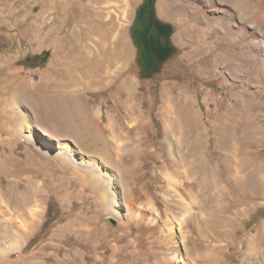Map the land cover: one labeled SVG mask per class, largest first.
Wrapping results in <instances>:
<instances>
[{
    "label": "rangeland",
    "instance_id": "rangeland-1",
    "mask_svg": "<svg viewBox=\"0 0 264 264\" xmlns=\"http://www.w3.org/2000/svg\"><path fill=\"white\" fill-rule=\"evenodd\" d=\"M143 4L0 0V264H264V0H156L150 77Z\"/></svg>",
    "mask_w": 264,
    "mask_h": 264
},
{
    "label": "water",
    "instance_id": "water-1",
    "mask_svg": "<svg viewBox=\"0 0 264 264\" xmlns=\"http://www.w3.org/2000/svg\"><path fill=\"white\" fill-rule=\"evenodd\" d=\"M173 33V26L159 19L156 0H144L131 28V37L137 47L138 64L145 76L159 72L176 53L171 41Z\"/></svg>",
    "mask_w": 264,
    "mask_h": 264
},
{
    "label": "bare ground",
    "instance_id": "bare-ground-1",
    "mask_svg": "<svg viewBox=\"0 0 264 264\" xmlns=\"http://www.w3.org/2000/svg\"><path fill=\"white\" fill-rule=\"evenodd\" d=\"M108 69V68H107ZM109 74H110V72L109 71H107L104 75H101V76H99L100 78H99V80H92L91 82H104V80L105 79H107L108 78V76H109ZM17 95H15V96H13L12 97V99H13V101H15V97H16ZM19 97V96H18ZM16 99H17V97H16ZM16 102V101H15ZM56 107V106H55ZM53 110V112L55 113H57V114H59V117H62L63 116V106H57L56 108H53V109H51V111ZM69 111V110H68ZM70 112H71V114L69 115V116H71V115H74V111L72 112V110H70ZM73 113V114H72ZM76 113V112H75ZM67 116V115H66ZM63 118V117H62ZM57 119V118H56ZM70 119V118H69ZM64 120V119H63ZM75 120V124H73L72 126L74 127V128H78V129H83L84 128V125L85 124H83V123H81V121L82 120H79V119H74ZM62 121V120H61ZM80 121V122H79ZM78 122V123H77ZM66 127H68V126H66ZM78 129H77V131H78ZM76 130V129H75ZM69 131V130H68ZM84 133V132H83ZM82 132H79V134H78V136L79 135H82L83 134ZM85 134V133H84ZM83 137H85V136H83ZM81 139H83V138H81ZM83 141H84V139H83ZM220 200V199H219ZM115 206H117V203H115L114 204ZM11 234V233H10ZM8 236V235H7ZM1 240V239H0Z\"/></svg>",
    "mask_w": 264,
    "mask_h": 264
}]
</instances>
